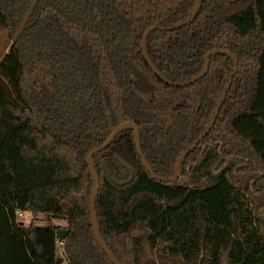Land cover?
Returning a JSON list of instances; mask_svg holds the SVG:
<instances>
[{"label": "trees", "instance_id": "1", "mask_svg": "<svg viewBox=\"0 0 264 264\" xmlns=\"http://www.w3.org/2000/svg\"><path fill=\"white\" fill-rule=\"evenodd\" d=\"M196 1L0 0V29L15 36L0 61V264H112L92 231L86 155L131 123L154 175L173 176L208 127L233 61L212 56L204 77L173 88L150 70L141 39L188 20ZM145 47L172 83L198 75L213 50L233 54L238 70L183 161L185 180L152 179L131 129L92 157L102 240L119 264H143L146 249L171 264H264V0H203L191 24L154 31ZM165 116L167 132L158 128ZM117 159L134 171L122 188L102 169L126 180ZM18 211L32 216L29 226Z\"/></svg>", "mask_w": 264, "mask_h": 264}, {"label": "water", "instance_id": "2", "mask_svg": "<svg viewBox=\"0 0 264 264\" xmlns=\"http://www.w3.org/2000/svg\"><path fill=\"white\" fill-rule=\"evenodd\" d=\"M228 2L230 3H236L238 0H227ZM203 2V0H197L196 3H195V7H194V10H193V13L191 15V17L180 23V24H177V25H174L172 27H157V26H153V27H150L149 29H147L141 39V52H142V55H143V58L145 60V62L147 63V65L149 66L150 70L158 77L160 78L166 85H168L169 87H173V88H184V87H187V86H190L192 84H194L195 82H197L198 80H200L202 77H204L208 71V68H209V63H210V59L212 56H216V55H219V54H222V55H227L229 56L232 61H233V72L230 76V79L227 83V86L225 88V91L223 93V96L215 110V113L208 125V127L203 131V133L198 137V139L190 146L188 147L178 158L177 162H176V167H175V175L169 179H163V178H159L157 177L156 175H154V173L151 171V168L149 167L148 163L146 162L141 150H140V144H139V132H138V128L134 125V124H131V123H124V124H121L119 125L105 140L104 142L99 145L98 147H94L92 150H90L87 155H86V163L88 165V170H89V173H90V176L93 180V189H92V192H91V195H90V203H89V206H90V211H91V225H92V231H93V235H94V238L97 242V244L100 246V248L104 251L105 255L107 256V258L109 259V261L112 263V264H119L118 261L114 258V256L112 255V253L109 251V249L107 248V246L105 245L104 241L102 240L101 236H100V233H99V229H98V223H97V218H96V213H95V200H96V197L98 195V192H99V188H100V183H99V177L95 171V167H94V164H93V161H92V157L103 151L104 149H106L111 143L112 141L119 135V133H121L123 130H126V129H131L133 131V137H134V145H135V148H136V152L145 168V170L150 174L151 178L156 180V181H160V182H163V183H171V182H174L178 179L179 177V170H180V166H181V163L183 162V160L190 154L192 153L195 148L199 145V143L207 136V134L209 133V131L211 130V128L213 127L215 121H216V118L218 117V114H219V111L225 101V98H226V95L230 89V86H231V82H232V79L233 77L236 75L237 73V70H238V60L237 58L231 54L230 52L228 51H216V50H213L211 52H209L206 56H205V59H204V66H203V69L202 71L196 75L195 77H193L192 79H190L189 81H186V82H183V83H172V82H169L167 80H165L158 72L157 70L155 69V67L153 66V64L151 63V61L149 60V57L147 55V52H146V47H145V44H146V40H147V37L149 36L150 33L154 32V31H161V32H167V31H173V30H176V29H179V28H182L184 26H187L189 24H191L195 17L197 16L198 14V11H199V8H200V5L201 3ZM167 120H169L167 118ZM118 163L119 165L128 173V179L124 180V181H117L115 180L111 173L109 172L108 168H107V165L104 163L102 165V169H103V173L104 175L106 176V178L108 179V181L113 184L114 186L116 187H119V188H122L124 186H128L132 183L133 179H134V173L132 171V169L127 165L125 164L123 161L121 160H118ZM134 236H137L138 233H133ZM67 236V232L66 230H60L56 233V239H58L59 241H62L64 238H66ZM141 261H143V259H141Z\"/></svg>", "mask_w": 264, "mask_h": 264}, {"label": "rangeland", "instance_id": "3", "mask_svg": "<svg viewBox=\"0 0 264 264\" xmlns=\"http://www.w3.org/2000/svg\"><path fill=\"white\" fill-rule=\"evenodd\" d=\"M14 38H15L14 35L10 36L9 32H7L4 29H0V61L2 60L4 54L8 51L10 45L13 43ZM30 216L31 215L29 213H26L22 218H17V221L23 223L25 226H29L31 223ZM53 223H57L61 226H64L63 221H54ZM36 224L42 226L45 225L46 223L43 221H38ZM138 235H140V233H138ZM58 254H60V251L58 252ZM153 255L156 257L157 260L160 259L158 258L157 252H154Z\"/></svg>", "mask_w": 264, "mask_h": 264}, {"label": "flooded vegetation", "instance_id": "4", "mask_svg": "<svg viewBox=\"0 0 264 264\" xmlns=\"http://www.w3.org/2000/svg\"><path fill=\"white\" fill-rule=\"evenodd\" d=\"M167 118L169 119V120H167ZM158 128L160 129V130H163L164 132H167V131H169L170 129H173L174 128V122H173V119L171 118V117H169V116H165V117H162L161 119H160V124H158ZM140 144V143H139ZM136 149V148H135ZM141 150V149H140ZM119 159H117V161H118ZM178 160V159H177ZM184 161V160H183ZM177 162V161H176ZM182 164H183V162L181 163V166H182ZM129 166V165H128ZM181 166H180V170H179V177H178V179L176 180V181H180V180H185V178L183 177V176H181ZM130 167V166H129ZM175 167H176V163H175ZM131 168V167H130ZM189 166H187V168H186V171H189ZM133 171V170H132ZM127 173V172H126ZM133 173H134V171H133ZM128 174V173H127ZM175 175V171H174V174H173V176ZM129 176V175H128ZM173 176H171V177H173ZM170 177V178H171ZM127 179H128V177H127ZM163 179H165V178H163ZM166 179H169V178H166ZM134 180V179H133ZM176 181H174V182H176ZM133 182V181H132ZM174 182H171V183H174ZM138 236V235H137ZM141 259H143V261H141L142 263H144V262H147V261H150V260H152V261H156V263L157 264H171V263H169V262H166L165 260H162V259H159V260H157L156 259V257L152 254L151 255V253L149 252V250L148 249H146V251H145V255H144V257H142ZM140 259V260H141Z\"/></svg>", "mask_w": 264, "mask_h": 264}, {"label": "built area", "instance_id": "5", "mask_svg": "<svg viewBox=\"0 0 264 264\" xmlns=\"http://www.w3.org/2000/svg\"><path fill=\"white\" fill-rule=\"evenodd\" d=\"M26 213L22 212V211H18L16 213L17 218H22ZM30 219H32V216H30ZM56 245L60 248L62 246V241H59L58 239H56Z\"/></svg>", "mask_w": 264, "mask_h": 264}]
</instances>
